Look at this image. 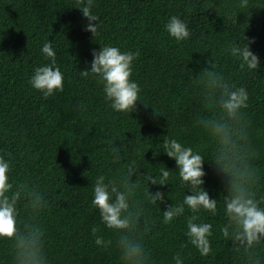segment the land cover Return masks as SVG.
Listing matches in <instances>:
<instances>
[{"label":"trees","instance_id":"obj_1","mask_svg":"<svg viewBox=\"0 0 264 264\" xmlns=\"http://www.w3.org/2000/svg\"><path fill=\"white\" fill-rule=\"evenodd\" d=\"M229 3L93 0L92 11L100 19L93 37L83 30L86 18L75 8L77 0H0V156L10 161L14 185H35L48 201L38 223L50 264H117L114 253L94 244L93 228L97 234L110 235L91 205L95 179L114 170L113 143L153 175L162 166L158 163L175 167L163 152L153 157L151 147H158L166 134L190 145L198 142L191 121L200 108L198 76L209 67L206 59H214L225 77L249 93L244 116L231 126L232 139L239 162L260 170L264 194V0H247L246 10L237 8L226 16ZM171 15L186 20L192 33L188 40L178 43L167 34L164 25ZM243 32L260 58L255 73L241 70L226 52ZM49 39L64 81L62 92L45 98L28 81L34 67L48 63L40 49ZM104 44L139 52L131 79L141 91L137 110L130 114L114 112L98 79L80 74L90 66L92 49ZM153 109L160 115L154 116ZM206 142L211 152L214 142L210 137ZM204 168L205 187L210 197L219 199L215 165L206 161ZM161 190H171V185ZM181 198L174 190L172 201ZM188 214L164 224L162 212L152 209L154 222L143 239L154 264H174L176 252L185 264H238L219 234L217 226L223 222L219 216L207 217L214 232L208 255L200 256L191 245L182 247ZM12 252V243L0 240V264H12Z\"/></svg>","mask_w":264,"mask_h":264},{"label":"clouds","instance_id":"obj_2","mask_svg":"<svg viewBox=\"0 0 264 264\" xmlns=\"http://www.w3.org/2000/svg\"><path fill=\"white\" fill-rule=\"evenodd\" d=\"M246 5L247 0H230L225 15H233L237 8L246 10ZM92 7L93 0H77L75 8L86 18L83 30L95 37L100 19ZM164 28L178 43L192 35L186 20L179 15H171ZM250 42L243 32L242 39L230 42L226 52L241 70L255 73L260 68V58L250 50ZM40 51L48 63L34 67L28 82L47 98L63 91L64 73L51 39L42 44ZM91 55L90 66L80 74L98 79L103 98L114 112L136 111L141 88L131 75L139 52L121 51L118 46L104 44L92 49ZM205 63L209 67L203 68L198 76L200 108L191 121V127L199 134L198 142L190 145L166 134L158 147H151L153 157L163 152L175 161V167L158 163L162 166L153 175L144 171L137 160L127 158V153L121 151L123 146L113 143L115 168L109 175L100 174L95 179L91 205L110 235L97 234L93 228L94 244L114 253L117 264H154L143 239L154 222L153 208L162 212L164 224L189 213L185 217L186 241L182 247L191 245L202 257L212 251L213 224L207 217H221L219 234L238 258V264H264V194L260 193V170L239 162V149L231 131V126L245 114L249 93L244 86H237L225 77L214 59H206ZM156 114L159 113L154 110L153 115ZM209 137L215 145L211 152L206 142ZM206 161L215 165L221 186L219 199L210 197L205 187ZM10 172V161L0 156V240L12 243V264H50L44 231L38 223L48 201L35 185L29 186L27 182L14 185ZM153 185L159 187L152 190ZM166 185H171V190H161ZM174 190L182 197L178 202L172 201ZM172 260L174 264H185L180 252Z\"/></svg>","mask_w":264,"mask_h":264}]
</instances>
